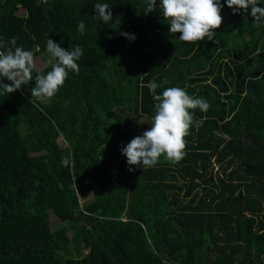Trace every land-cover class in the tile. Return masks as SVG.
<instances>
[{
	"label": "trees",
	"instance_id": "trees-1",
	"mask_svg": "<svg viewBox=\"0 0 264 264\" xmlns=\"http://www.w3.org/2000/svg\"><path fill=\"white\" fill-rule=\"evenodd\" d=\"M96 3L109 4L108 24ZM147 3L0 1V39L35 63L29 84L0 95V264H264V22L220 0L213 40L183 42L159 0L145 14ZM49 38L83 55L43 100L31 88L55 63L40 65ZM169 87L209 102L190 110L201 126L179 162L128 165L121 149L140 134L126 117L151 125L153 96ZM51 213L64 222L55 230Z\"/></svg>",
	"mask_w": 264,
	"mask_h": 264
},
{
	"label": "clouds",
	"instance_id": "clouds-1",
	"mask_svg": "<svg viewBox=\"0 0 264 264\" xmlns=\"http://www.w3.org/2000/svg\"><path fill=\"white\" fill-rule=\"evenodd\" d=\"M233 13H247L251 8L253 23L264 22V7L259 6L258 0H225ZM220 0H159V8L163 16L169 20V33H181L179 40L183 42L201 41L205 37L213 40L214 29L222 24ZM95 18L108 24L112 18V11L107 3L94 5ZM157 0H148L145 14L155 10ZM78 31H85V23L80 21ZM122 36L134 40L135 36L121 32ZM11 46H8V45ZM0 77H6L10 84L0 80V95L9 94L27 85L33 80L35 70L34 55L24 47L17 46L15 39L5 42L0 39ZM47 51L55 58L51 71L47 74L37 72L34 76L35 86L31 88L32 97H53L65 83L70 72L79 73L77 63L83 49L80 45L72 49L61 47L59 43L49 38ZM156 87V85H153ZM155 114L149 130L131 139L121 152L127 157L128 165L140 167H154L161 156L170 162H179L185 155L186 140L191 127L201 126V121L195 118L194 111L199 108L207 112L210 104L204 98L193 97L180 87H169L162 93L153 96ZM63 166H70L72 161L65 157L61 161ZM129 171H134L129 168Z\"/></svg>",
	"mask_w": 264,
	"mask_h": 264
},
{
	"label": "rangeland",
	"instance_id": "rangeland-1",
	"mask_svg": "<svg viewBox=\"0 0 264 264\" xmlns=\"http://www.w3.org/2000/svg\"><path fill=\"white\" fill-rule=\"evenodd\" d=\"M19 11L22 12L21 9ZM232 44L233 43H230V45H232ZM40 55L42 58L40 60V65H43L44 62L50 63L53 61L52 56L48 52H43ZM43 100H46V97H43ZM117 112H119L122 116H125V114H124L125 110H122V111L118 110ZM0 114H1L3 119H6V120L10 119V115H9L8 111H6V110L3 109ZM125 123L128 126L131 125L140 135H142L144 131L150 129V127H148V128L146 127L147 125L151 126L150 121L144 117L139 118V119H135L132 117L131 120H128V118L126 117ZM18 129H19L20 133H24L25 128L22 124L19 125ZM57 141L61 147L65 146V142L63 141V139L61 137H59L57 139ZM91 199H92L91 194L79 195L80 204H85L86 202L90 201ZM63 224H64V222L61 221L58 217H56L53 213L50 214V229L51 230H55L56 228L62 226ZM70 234H71V232H70Z\"/></svg>",
	"mask_w": 264,
	"mask_h": 264
},
{
	"label": "built area",
	"instance_id": "built-area-1",
	"mask_svg": "<svg viewBox=\"0 0 264 264\" xmlns=\"http://www.w3.org/2000/svg\"><path fill=\"white\" fill-rule=\"evenodd\" d=\"M0 1H2V0H0Z\"/></svg>",
	"mask_w": 264,
	"mask_h": 264
}]
</instances>
